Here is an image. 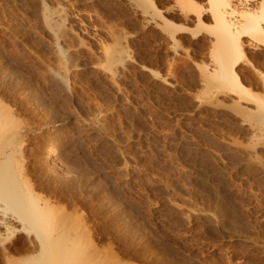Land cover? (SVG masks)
<instances>
[{
	"label": "rangeland",
	"instance_id": "374dc122",
	"mask_svg": "<svg viewBox=\"0 0 264 264\" xmlns=\"http://www.w3.org/2000/svg\"><path fill=\"white\" fill-rule=\"evenodd\" d=\"M20 1L0 0V121L4 135L28 129L24 165L37 192L55 207V228L66 223L74 234L113 242L114 254L132 264H169L151 228L161 223L160 214L171 222L183 214L192 221L187 240L196 256L212 264H246L245 258L264 264V139L253 136L255 119L238 110L255 104H238L239 95L215 88L202 99L207 88L198 66L209 62V48L201 36L178 30L184 40L174 48L129 0H28L27 7ZM42 2L68 15L61 32L73 56L68 92L50 76V67L59 66L40 26ZM167 16L182 23L176 14ZM118 35L126 37L132 56L123 65L107 57ZM248 57L238 74L264 98V52ZM53 133L65 138L62 180L40 173L35 163ZM191 160L207 167L240 218L257 226L256 235L244 239L248 252L233 251L229 239L189 210L205 209L206 202ZM221 207L213 199L208 212L216 218Z\"/></svg>",
	"mask_w": 264,
	"mask_h": 264
},
{
	"label": "bare ground",
	"instance_id": "6f19581e",
	"mask_svg": "<svg viewBox=\"0 0 264 264\" xmlns=\"http://www.w3.org/2000/svg\"><path fill=\"white\" fill-rule=\"evenodd\" d=\"M4 1L7 5L11 2ZM158 1L129 0V6L134 11H140L146 23L161 27L174 48L184 38L178 30L188 32L192 39L201 36V42L209 48V62L198 66L207 88L202 99L206 101L211 98L215 88L217 92L226 90L239 95L238 104H255V108L245 106L238 110L255 119L250 123L253 136L257 140L264 139V98L252 94L238 74L240 65L249 63V52H264V0H167L164 4H158ZM20 2L27 7L28 0ZM66 13L62 7L50 8L42 2L39 17L40 26L49 34L50 52L59 66L58 70L50 67V76L68 92L73 56L61 43V32L67 24ZM171 14H176L182 23L170 19L167 15ZM22 30L33 35L27 27L22 26ZM119 36L107 57L109 62L123 65L132 56L128 52V40ZM260 76L264 79V74ZM53 112L59 118L58 110ZM9 120L10 123L16 121L14 115ZM3 123L0 121V264H132L114 254L113 242L100 244L87 234H74L66 223L55 228V207L37 192L31 183V173L24 165L28 129L20 128L4 135ZM90 124L86 122L88 128ZM96 128L92 126L89 129ZM50 140L47 148L42 150L43 155L41 152L36 154H40L35 157L36 168L40 173L62 180L65 168L60 156L65 149V138L53 133ZM190 165L195 181L201 188V198L206 202L205 209L189 210L204 226L229 239L227 241L231 243L233 251L248 252L249 247L244 239L255 236L257 226L240 218L237 208L230 203L221 186L214 182L207 167L195 160H191ZM213 199L222 204L216 218L208 212L213 211ZM180 202L182 206L189 205L185 199H180ZM162 216H159L161 223L152 225L151 231L155 247L163 250L169 264H212L193 253V245L187 240L192 223L189 217L181 214L178 221L171 222ZM245 259L243 262L248 264Z\"/></svg>",
	"mask_w": 264,
	"mask_h": 264
}]
</instances>
